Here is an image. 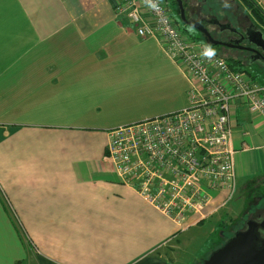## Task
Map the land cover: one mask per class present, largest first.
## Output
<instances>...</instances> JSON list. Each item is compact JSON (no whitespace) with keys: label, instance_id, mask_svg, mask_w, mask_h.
<instances>
[{"label":"crops","instance_id":"obj_1","mask_svg":"<svg viewBox=\"0 0 264 264\" xmlns=\"http://www.w3.org/2000/svg\"><path fill=\"white\" fill-rule=\"evenodd\" d=\"M180 77L186 101L177 67L112 0H0V264H170L160 250L221 212L233 197L213 191L203 217L176 222L105 161L112 129L185 108L157 104ZM260 119L235 112L237 188L264 173Z\"/></svg>","mask_w":264,"mask_h":264},{"label":"built area","instance_id":"obj_2","mask_svg":"<svg viewBox=\"0 0 264 264\" xmlns=\"http://www.w3.org/2000/svg\"><path fill=\"white\" fill-rule=\"evenodd\" d=\"M116 18L161 51L188 83L180 111L109 132L105 161L123 186L176 222L204 216L209 192L237 188L231 145L235 112L264 122V84L230 66L207 45L185 39L160 0H112ZM165 1V0H164Z\"/></svg>","mask_w":264,"mask_h":264},{"label":"rangeland","instance_id":"obj_3","mask_svg":"<svg viewBox=\"0 0 264 264\" xmlns=\"http://www.w3.org/2000/svg\"><path fill=\"white\" fill-rule=\"evenodd\" d=\"M160 1L166 3L169 6L171 11L170 18L172 19V24L185 39L195 40L203 44L205 43L204 40H201L200 38L202 35L200 32L187 29L185 31V29H183L184 26H181L177 23L176 18H178V8L176 4H173L174 0ZM207 7L214 8L215 6L211 2H208ZM211 12L213 14L217 13L216 9ZM243 12L246 16L249 15L250 17H252V21L257 22L255 21L254 15L251 14L250 7L247 3H245V9L243 10ZM200 17H204L202 13H200V16L198 18ZM231 21L232 23L236 22L234 19H231ZM200 26H202L205 30L213 29L208 20L205 22L201 20ZM212 50L214 51V53H216L226 61L227 59L225 57H228L227 55L236 53V51L232 49H227L228 54L221 53L220 49L216 47L212 48ZM219 53L223 54L224 57ZM156 58L157 60H159V66L161 68L159 72L160 77L169 82L171 80L170 78L173 77V73L177 74V72H174L171 69H164L162 67V63H165L163 58L160 55H157ZM149 66H152V64H150ZM237 68L243 71V74L252 77L257 82H261L260 80L264 78V66H260L257 63L253 65L245 64L242 67ZM180 81L181 84H179L178 87L168 85L166 88H163L157 103L159 106L163 105L166 110H170L172 108L181 109L186 107V86L181 77ZM262 83L264 84V82H261V84ZM157 93V89H148L149 97L155 98L157 97ZM237 117L241 119L240 112H238ZM256 139L257 141H260L259 137ZM260 178L261 180H254L249 185L242 186L241 188H236V192L233 198L230 199L225 207L221 208L220 213H217L215 216H213L211 220L205 221L202 224H198L197 226L190 228L178 239L177 242H172V244H170V247L162 248L160 250V255H162V257L166 259V261L170 264H203L205 259L209 257L211 252H213L212 250L217 248L220 243L225 241V239L228 240V238L231 237L235 233V231H243L246 228L247 221H254L255 219V221L258 220L257 222H260V219L264 218V213H262L260 219L257 218L258 214L253 213V210L258 207L257 205H259V202L261 200L262 202L264 201V199H262L264 198L262 197L264 196V173L260 176ZM221 220H223L224 222H222ZM221 224L222 226L220 227L219 225Z\"/></svg>","mask_w":264,"mask_h":264},{"label":"flooded vegetation","instance_id":"obj_4","mask_svg":"<svg viewBox=\"0 0 264 264\" xmlns=\"http://www.w3.org/2000/svg\"><path fill=\"white\" fill-rule=\"evenodd\" d=\"M181 1L184 9V17L187 22L197 25L200 24L201 20L204 22L208 20L212 25V30H206V32L209 34V41L202 35L200 37L201 40H204L205 44L209 45L208 42L214 41L228 45H217L214 47L219 48L220 52L223 54H228L227 49L236 51L235 54H230L227 56L235 58L241 64V66L245 64L253 65L255 63L259 64L260 66H264V61L261 58V56L264 57V28L259 26L256 22L249 20L244 12H242L240 8H237L233 4L232 0ZM208 2L214 4L216 8L207 7ZM173 4H175V2ZM215 9L217 13L213 14L211 11ZM200 13H202L204 17L198 18ZM177 17V23L181 26H184L183 29H185V31L186 29L192 30L180 21L179 11L177 13ZM231 19H234L236 22L232 23ZM253 213L258 214L257 218H261L262 213H264V201L262 202L261 200L259 202L258 207L253 210ZM263 219H260V222ZM257 221L254 219V222L259 223ZM262 234L264 235V233Z\"/></svg>","mask_w":264,"mask_h":264},{"label":"water","instance_id":"obj_5","mask_svg":"<svg viewBox=\"0 0 264 264\" xmlns=\"http://www.w3.org/2000/svg\"><path fill=\"white\" fill-rule=\"evenodd\" d=\"M180 21L188 28L200 32L209 41V34L200 26L194 25L184 17L181 0H174ZM211 46H228L218 42H208ZM247 50V49H246ZM261 56V55H260ZM264 61V57L261 56ZM264 219L256 223L247 221L243 231L236 232L220 248L213 251L203 264H264Z\"/></svg>","mask_w":264,"mask_h":264},{"label":"trees","instance_id":"obj_6","mask_svg":"<svg viewBox=\"0 0 264 264\" xmlns=\"http://www.w3.org/2000/svg\"><path fill=\"white\" fill-rule=\"evenodd\" d=\"M245 3H247L248 5H249V7H250V11H251V14H253L254 15V17H255V21H257L256 23L259 25V26H261L262 28H264V13H263V11L259 8V7H257V5L256 6H254V7H252V6H250V2H245ZM205 44V43H204ZM205 45H207V44H205ZM207 47L210 49V50H212V48H214V46H211V45H207ZM213 51V50H212ZM214 52V51H213ZM221 56H223L221 53H219ZM224 57V56H223ZM226 59H227V61L230 63V66L231 67H233V68H235L236 70H238L239 72H242L243 73V71H241V70H239L237 67H242L241 66V64L235 59V58H233V57H225ZM262 199H264V198H262ZM258 206V205H257ZM222 222H224L223 220H221ZM221 223V222H220ZM220 227L222 226V224L221 225H219ZM240 229V228H239ZM236 232H239V230L238 231H235V233ZM234 233V234H235ZM233 234V235H234ZM232 235V236H233ZM231 236V237H232ZM231 237H229V238H231ZM228 238V239H229ZM227 240L225 239V241H223L222 243H220L219 244V246H217V248H215V249H213L212 251H215V250H217L218 248H220L225 242H226ZM212 253V252H211Z\"/></svg>","mask_w":264,"mask_h":264}]
</instances>
